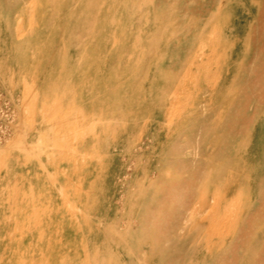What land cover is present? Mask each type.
<instances>
[{"label":"rangeland","instance_id":"rangeland-1","mask_svg":"<svg viewBox=\"0 0 264 264\" xmlns=\"http://www.w3.org/2000/svg\"><path fill=\"white\" fill-rule=\"evenodd\" d=\"M0 264H264V0H0Z\"/></svg>","mask_w":264,"mask_h":264},{"label":"bare ground","instance_id":"bare-ground-1","mask_svg":"<svg viewBox=\"0 0 264 264\" xmlns=\"http://www.w3.org/2000/svg\"><path fill=\"white\" fill-rule=\"evenodd\" d=\"M62 142V141H61ZM60 145V144H59ZM55 160H57V159H55ZM63 193V192H62Z\"/></svg>","mask_w":264,"mask_h":264}]
</instances>
